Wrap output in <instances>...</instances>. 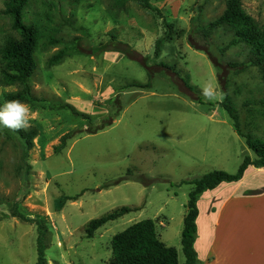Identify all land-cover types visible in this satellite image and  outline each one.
<instances>
[{
	"label": "rangeland",
	"instance_id": "obj_1",
	"mask_svg": "<svg viewBox=\"0 0 264 264\" xmlns=\"http://www.w3.org/2000/svg\"><path fill=\"white\" fill-rule=\"evenodd\" d=\"M225 1L151 0L175 32L183 30L155 57L162 18L135 0H29L26 18L56 30L57 42H39L30 77L36 99L22 102L30 108L29 126L37 129L27 175L17 169L19 140L0 134V264L36 260V227L12 216L15 204L46 218L47 264H108L112 236L148 218L184 262L180 238L192 188L184 181L213 169L234 173L245 153L254 158L219 103L225 93L241 130L264 139V82L248 63L247 46L230 44L232 34L222 28L208 37L199 31L221 14ZM242 5L264 23V0ZM7 35L15 32L1 13L0 44ZM61 50V58L50 61ZM133 80L150 81V87L123 88ZM15 89L0 85V93ZM64 102L89 117L54 107ZM252 171L248 178L264 177ZM213 189L198 196V207ZM65 196L77 197L61 203ZM121 206L134 209L85 233L90 219Z\"/></svg>",
	"mask_w": 264,
	"mask_h": 264
},
{
	"label": "trees",
	"instance_id": "obj_2",
	"mask_svg": "<svg viewBox=\"0 0 264 264\" xmlns=\"http://www.w3.org/2000/svg\"><path fill=\"white\" fill-rule=\"evenodd\" d=\"M142 8L155 11L162 18L164 25L163 33L155 40L154 56L158 57L163 45L170 41L174 35H180L183 30L175 32L173 25L161 13L160 9L153 6L151 0H135ZM29 0H4L0 14L8 15L10 26L15 35H7L0 44V85L15 86V90L2 91L0 93V104L10 100L20 102L34 101L30 85V77L36 67L35 51L39 42L44 39L46 43H56L55 31L45 22L38 19L28 20L26 18V7ZM222 28L232 34L230 44L244 43L249 51L248 63L256 66L264 82V23H258L248 14L242 5V0H226L225 7L220 15L201 25L199 31L203 37H208L215 29ZM191 46L196 48L193 43ZM64 51L57 52L50 58V61L57 62ZM232 65L238 66L235 62ZM188 84L189 88L193 87ZM126 87H150V81L145 83L130 81ZM232 120L234 131L241 136L246 146L253 152L254 158L249 154L243 155L242 161L234 173H229L221 169H213L198 177L185 180L192 185L186 202V212L183 216V227L181 230V248L184 254L182 264H196L197 253L194 248L196 239V217L198 214L197 199L205 190L213 189L223 182H235L240 180L248 167H264V139L254 136L249 132L241 130L240 116L237 108L230 96L225 93L219 102ZM264 103V101H262ZM54 107L67 109L71 114L87 119L86 113L78 111L70 103L64 102L55 104ZM105 123V122H104ZM102 123L103 126L110 124ZM1 133H9L15 136L21 145V155L18 164V173L27 175L31 169L29 163V151L33 146V139L37 135V129L29 126L21 130H12L0 127ZM71 133H66L61 137V141L69 138ZM77 196H65V200L76 199ZM134 208L121 206L106 214L90 219L84 229L88 236L104 225L106 222L115 220ZM12 216L22 221L29 222L36 227V260L34 264H47L45 249L48 241V227L46 218L43 215H28L19 210L18 204L13 206ZM108 264H179L176 248L166 245L157 234L154 221L152 219H142L136 221L123 230L115 233L111 238V258Z\"/></svg>",
	"mask_w": 264,
	"mask_h": 264
},
{
	"label": "crops",
	"instance_id": "obj_3",
	"mask_svg": "<svg viewBox=\"0 0 264 264\" xmlns=\"http://www.w3.org/2000/svg\"><path fill=\"white\" fill-rule=\"evenodd\" d=\"M250 170L264 167H248L240 180L220 183L197 205V264H264V177L250 179Z\"/></svg>",
	"mask_w": 264,
	"mask_h": 264
},
{
	"label": "clouds",
	"instance_id": "obj_4",
	"mask_svg": "<svg viewBox=\"0 0 264 264\" xmlns=\"http://www.w3.org/2000/svg\"><path fill=\"white\" fill-rule=\"evenodd\" d=\"M204 95L212 98L206 89ZM30 108L19 100L6 101L0 104V127L21 130L29 126Z\"/></svg>",
	"mask_w": 264,
	"mask_h": 264
}]
</instances>
